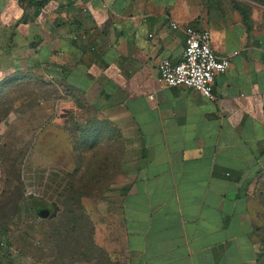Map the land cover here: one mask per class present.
<instances>
[{
	"label": "crops",
	"instance_id": "1",
	"mask_svg": "<svg viewBox=\"0 0 264 264\" xmlns=\"http://www.w3.org/2000/svg\"><path fill=\"white\" fill-rule=\"evenodd\" d=\"M170 22L208 29L228 58L213 100L159 86V63L179 61L185 45ZM8 85L41 98L47 120L33 146L48 163L70 170L85 139L105 146L107 161L118 146L106 189L123 264H254L264 10L244 18L233 0H0V91ZM81 113L102 121L96 137Z\"/></svg>",
	"mask_w": 264,
	"mask_h": 264
},
{
	"label": "rangeland",
	"instance_id": "2",
	"mask_svg": "<svg viewBox=\"0 0 264 264\" xmlns=\"http://www.w3.org/2000/svg\"><path fill=\"white\" fill-rule=\"evenodd\" d=\"M236 2L248 12L264 10V0ZM2 93L0 211L6 216L0 217V231L10 245L0 250V264H123L121 235L109 213L106 189L117 169L118 146L112 148V161L106 160V147L99 145L79 147L70 170L48 163L33 146L47 120L41 98H22L12 94L9 86ZM22 93L19 89L18 94ZM81 116L93 127L100 126L96 115ZM27 186L32 195L55 206L53 217L14 213L18 191L26 197ZM259 216L257 230L264 242V209ZM255 264H264V257Z\"/></svg>",
	"mask_w": 264,
	"mask_h": 264
},
{
	"label": "built area",
	"instance_id": "3",
	"mask_svg": "<svg viewBox=\"0 0 264 264\" xmlns=\"http://www.w3.org/2000/svg\"><path fill=\"white\" fill-rule=\"evenodd\" d=\"M173 29L183 31L185 45L182 58L173 63L168 59L158 65L157 82L160 87L185 86L198 90L206 98L213 100L215 76L225 73L229 67L228 58L218 56L211 44V31L196 29L190 25L170 22ZM26 197L32 195L29 186L25 188Z\"/></svg>",
	"mask_w": 264,
	"mask_h": 264
},
{
	"label": "trees",
	"instance_id": "4",
	"mask_svg": "<svg viewBox=\"0 0 264 264\" xmlns=\"http://www.w3.org/2000/svg\"><path fill=\"white\" fill-rule=\"evenodd\" d=\"M233 4H234V6L237 9H240L242 11V13L244 14V18H245V11L246 10L243 7H241L236 2V0H233ZM8 86H9V89H11L12 94H14V95L16 93V89H17V91H19V89H21V88H15L14 86H10V85H8ZM4 88H5V86H4ZM13 89H15V90L12 91ZM2 94H3L2 91H0V108L2 107L3 102H4L3 101V98L4 97L2 96ZM1 118H2V115L0 114V119ZM100 122L102 123V121H100ZM101 123H100V126L99 127L97 126L96 130L95 129L94 130H92V129L91 130H87L88 132H86L85 135H87L88 138H92V136L94 137L95 135H97L96 133H98V132L101 133V131L98 130L101 127V125H102ZM89 131H90V133H89ZM96 141H98V140H94L93 143H95ZM79 147H81V148H83V147H90V148H92V147H95V144H90V139H85V141H84L83 144L80 143L79 145H77L76 147H74V149L75 150H79ZM19 182L20 181L18 180V183ZM51 207H53V209H54L55 206L53 204L47 203L46 201H44V200H42L39 197H36L34 195H30L28 197H24V196L22 197V195L20 194V191H18L17 197L15 198L14 213H17V212L22 213L23 211H25V212H28V213L31 212V213H34V214L37 215V210L38 209H41V208H49V209H51ZM5 216H6V213L3 210L0 211V217H2L3 219H5ZM4 234H5L4 232L0 231V239H2V240H0V250H2V251L3 250L6 251L5 248H4L6 245H8V246L10 245L9 244V241L5 238V235ZM263 257H264V242H263V240H261L259 238V242H258V254H257V258H256L254 264L255 263H258L261 260V258H263Z\"/></svg>",
	"mask_w": 264,
	"mask_h": 264
},
{
	"label": "water",
	"instance_id": "5",
	"mask_svg": "<svg viewBox=\"0 0 264 264\" xmlns=\"http://www.w3.org/2000/svg\"><path fill=\"white\" fill-rule=\"evenodd\" d=\"M55 213H56L55 208L52 211L49 208H41L37 210V215L41 218L53 217Z\"/></svg>",
	"mask_w": 264,
	"mask_h": 264
},
{
	"label": "flooded vegetation",
	"instance_id": "6",
	"mask_svg": "<svg viewBox=\"0 0 264 264\" xmlns=\"http://www.w3.org/2000/svg\"><path fill=\"white\" fill-rule=\"evenodd\" d=\"M50 210H53V207H51V209Z\"/></svg>",
	"mask_w": 264,
	"mask_h": 264
}]
</instances>
